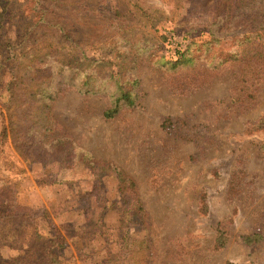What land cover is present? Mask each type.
Returning a JSON list of instances; mask_svg holds the SVG:
<instances>
[{
  "label": "rangeland",
  "instance_id": "rangeland-1",
  "mask_svg": "<svg viewBox=\"0 0 264 264\" xmlns=\"http://www.w3.org/2000/svg\"><path fill=\"white\" fill-rule=\"evenodd\" d=\"M35 2L0 0V202L23 242L56 264H264V0H61L66 32L20 46ZM34 42L55 52L32 76Z\"/></svg>",
  "mask_w": 264,
  "mask_h": 264
},
{
  "label": "trees",
  "instance_id": "trees-1",
  "mask_svg": "<svg viewBox=\"0 0 264 264\" xmlns=\"http://www.w3.org/2000/svg\"><path fill=\"white\" fill-rule=\"evenodd\" d=\"M203 1V3H210V5L207 7L208 10H210L211 8L216 7V10L213 11V13H217L221 8H223V10H227L225 9L229 7V4L233 1V0H200ZM235 2H237L239 5H241L243 2H248L247 6L249 7H254V4L256 2V0H234ZM61 0H36L35 4L33 5V9L32 11L34 12L35 16L38 17V21L32 25H29L26 27L25 33L23 35V39L20 42V46H22V43H26L27 41H29L30 38V34L33 32L34 27L33 26H37L39 24H43V25H47L48 27H53L56 26L59 28V30H61V32H66L65 29H63L62 27H60L57 24H53L51 18H48V15H55L54 11H51V8L56 10L57 7L55 6L57 3H60ZM191 4V2H190ZM88 10V7H87ZM95 14H99L98 11H94ZM55 18V17H54ZM35 45L32 43V54L30 55V58L28 60V69L33 70V72L30 74L32 76L36 75V71L34 70V66H39L40 62H42L46 57H48V55L53 54L54 48L51 47V45L47 44V46H43V47H38L37 45ZM15 47L11 46V49H13ZM48 48V50L46 52H42V49H46ZM11 52V51H10ZM12 54V53H11ZM15 58V55L11 56ZM25 67V65L23 66ZM26 71L25 74L22 75V77L19 78V80H23L25 78L26 75ZM14 78V76H12V79ZM131 104V103H128ZM107 116H110V113H106ZM92 168L93 170H106V171H110L112 173H115L118 177L119 180V189L121 192H124V190L126 189H131L132 188V183H130L125 177L124 175L121 173V171L111 167V165L107 164V163H98V162H93L92 163ZM7 200V199H6ZM5 199H3V201L0 202V235L2 237L5 236V231L6 229L10 228V227H16L14 229V233H15V237L16 240L14 248L16 250H18L19 255L15 258H10V259H3L0 255V264H43L45 262V264H49L48 260L51 264H56L57 263V259H56V254H55V248H56V244H58L55 241H51V240H45L44 238L40 237L38 231L33 232V239L32 242L29 243L27 242L26 244L23 242L24 239V233H25V229L23 227H21V224L16 225L12 223H15L17 219H21L22 216H18L16 215L15 212H19L22 210L15 205L14 201H6ZM141 207L138 206L137 208V213L136 215L141 214ZM31 240V239H30ZM35 241L40 242V244H37L38 247L34 246L33 244L35 243ZM10 249L12 248V245L10 243V245L8 246ZM45 247V253H44V257H46L45 261H41L39 258L36 259L37 256H35L34 254L36 253V248L38 251L42 252L41 250H43ZM2 246L0 243V250H1ZM34 256L32 260L30 257ZM32 261H29V260Z\"/></svg>",
  "mask_w": 264,
  "mask_h": 264
}]
</instances>
